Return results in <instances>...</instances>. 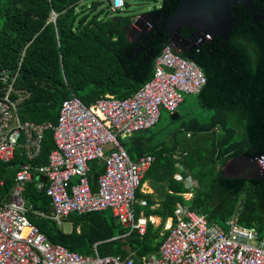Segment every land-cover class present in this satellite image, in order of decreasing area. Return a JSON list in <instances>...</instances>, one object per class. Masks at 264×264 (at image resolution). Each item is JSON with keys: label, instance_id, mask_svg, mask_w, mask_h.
<instances>
[{"label": "trees", "instance_id": "obj_1", "mask_svg": "<svg viewBox=\"0 0 264 264\" xmlns=\"http://www.w3.org/2000/svg\"><path fill=\"white\" fill-rule=\"evenodd\" d=\"M78 1L0 0V71L4 68L19 71L15 87L32 92L24 102V110L39 120L47 119L46 113H59L63 101L70 97V90L90 105L107 91L119 94L125 81L139 84L146 78V65L151 63L153 55L170 40L166 30L151 29L146 40L129 42L126 37L129 28L124 29L120 22L112 23L110 18L104 19L105 16L100 18L98 14H90L84 5L76 11ZM179 2L164 0L161 9L170 14ZM52 10L58 14L55 26L47 23ZM233 17L236 21L225 37L217 36L182 54L203 69L207 81L198 96L201 106L212 111V117L204 126L192 121L185 124L186 129L194 134L202 130L208 132L195 138L193 150H187L183 159L200 186L191 199L183 198L180 194L185 191L183 183L172 180L176 168L172 158L174 147L155 150L150 145L156 160L146 172L141 186L148 181L163 198L165 209H173L176 202L182 201L205 213L209 223L218 224H224L234 212L240 194L244 193L240 222L256 227L262 236L264 178L229 177L224 174L223 166L236 155L264 152V0H254L251 6L239 5ZM194 30L184 27L182 34L188 37ZM79 69L88 80L84 85L89 91L73 82ZM52 120L57 124V117ZM217 128L224 131L219 149L215 146L220 139ZM171 134L176 136L178 132L173 130ZM129 139L132 143L126 141L122 144L132 159L137 158L142 138L134 135ZM46 140L51 141L49 134ZM51 147L52 150L56 147L54 140ZM43 161L44 155L37 163ZM6 165L0 160V175L6 177L5 188L10 189L15 175L11 176ZM104 169L98 161L91 162L89 180L93 188ZM37 178H40L38 173L25 185L24 199L30 207L27 215L53 243L88 255L93 243L101 240L98 245L101 256L120 253L126 257L134 252L138 264L143 255L157 250L168 234H161L163 223L156 228L148 223L143 235L133 230L125 238L105 241L116 233L128 231L115 221L110 209L72 214L75 222L88 220L92 226L85 233L65 234L50 216L37 215V211L50 215L52 209L51 197L36 187ZM140 187L136 196L147 200L148 206H138L137 217L141 209L150 212L148 208L154 202L153 194L142 192Z\"/></svg>", "mask_w": 264, "mask_h": 264}, {"label": "built area", "instance_id": "obj_2", "mask_svg": "<svg viewBox=\"0 0 264 264\" xmlns=\"http://www.w3.org/2000/svg\"><path fill=\"white\" fill-rule=\"evenodd\" d=\"M110 1L112 12L126 5L125 0ZM18 73L11 76L8 68L0 71V160L15 158L22 134L30 158L41 150L48 128L53 129L56 147L46 164L23 162L10 191L1 192L5 180L0 176V264H135L130 257L101 256L98 252L85 255L48 240L27 216L30 207L23 195L25 184L36 173L44 177L46 194L53 203L52 216L59 222L73 211L111 209L120 222L143 234L146 220H136V191L154 156L132 159L120 136L130 137L155 126L162 109L175 113L184 94L198 93L205 86L203 69L169 43L156 60L153 78L133 96L119 99L107 95L88 106L73 94L63 101L55 125L20 122L22 93L15 87ZM96 160L105 162V171L93 190L89 172ZM257 161L264 172V152ZM74 177L77 182H73ZM188 180L193 186L197 184ZM143 264H264V235L236 220L223 229L180 206L158 254H149Z\"/></svg>", "mask_w": 264, "mask_h": 264}, {"label": "crops", "instance_id": "obj_3", "mask_svg": "<svg viewBox=\"0 0 264 264\" xmlns=\"http://www.w3.org/2000/svg\"><path fill=\"white\" fill-rule=\"evenodd\" d=\"M97 1L98 2L93 1L89 6H87L86 4L83 3V0H79L78 3H76L75 9H76V11H79V9L81 7H83L82 5H84V6H86V9L88 10L89 13H90L89 9H92L94 7H96L97 10H101L103 12V15L105 16L104 19H109L110 18L111 19V20H109L110 22H112V23L120 22L124 29L126 27L129 28V31H128L127 36H126L129 42H137L139 39L146 40V35L150 32L151 29H155V30L161 29V31L162 30H166V32L170 35V40H169V42L167 44H169V43L172 44L173 43L175 48L181 54H183V52H185L187 49H194L197 46H199L200 44L206 42L207 40H211V39L213 40V38H211V39H206L203 42H199L198 43L197 41H193V40L183 36L182 34L180 36V33L178 34V32L171 30V28H169L168 21L164 20V17L167 16V15L172 14L176 8H174L170 14H167V11L165 9H161L163 7V5H164L163 4L164 0H162V4H161V6L159 8H153L149 12H145V13H143L141 15H137V16L136 15H132V14H119V15L113 16V14L107 12L105 10V8H103L104 7L103 5H105V6L108 5V4L110 5V2H111L110 0H97ZM143 1L146 2V1H149V0H143ZM126 5H127V3H126ZM164 12H165V14H163ZM117 13H118V11H117ZM57 16H58V14L56 13V11L52 10L50 22L48 21L47 23H52L55 26V22H56V17ZM161 24L163 26H161ZM167 44H165L163 46V48H160L159 52L157 54L155 53L153 55V60L151 61V63L146 65V70L145 71H146L147 75H146V78L143 81H141L137 85H134L133 82L125 81V86H124V88H122V90L120 91L119 94H117L115 92L112 93V92L107 91L104 94V96L111 95V96H114V97L119 98V99H125V98H129V97L133 96L144 84H146L147 82H149L153 78L154 73H155L156 60H157L158 56L163 52V49H164V47ZM194 45H195V47H194ZM24 53H25V50L22 52V55H21V57L19 59V67L21 66V63L23 61ZM9 70H12V71L9 72ZM14 72H16L14 69L8 68V73L11 76L14 74ZM63 78L65 80L64 82H66L67 81V76H66V74L64 72H63ZM82 78H84V79H82ZM16 80H17V77H16L15 81ZM73 82L80 83V85L84 86V90L85 91H89V88L84 85V83H87L88 80H87V78L85 80V76L83 74V71H81L80 69L74 74ZM19 89H20V91L22 93V100L18 104V118H19L20 122H22V123L35 122V123H45V124H49L50 123V124H53V125L56 124L52 120V117H55V118L57 117V119H58V117H59L58 114L60 112L57 113V114L56 113H52V112L51 113H46L45 116L48 117V118L45 119V120H39V118H34L29 113H27L26 110H24V106L23 105H24V102L27 100V98H29L31 96L32 92H31V90H29L27 88H19ZM70 91H71L70 92V97L73 94L76 95L72 90H70ZM191 94H196V104H197V106H196L195 109H197L198 112L194 111V109H190V111H188L186 114H182V113L179 112V110H177L175 113H171L168 110H166V111H168L171 114L170 123L171 124L172 123L175 124L176 122L179 121L177 123V125H175L173 127L170 126L167 129L166 133H164V134H162L160 136H155L154 134H152L151 136L148 135V131L153 129L154 126L149 128V129H146V130H143V131H140V132H137V133L134 134L135 136L142 138V144H141V149H140L141 152L138 153V155H140V156H138L137 158H133V159H139L140 157H143V156H146V155H152V156H154V162H155L156 156H155L154 152L150 151V150H152V148L150 146L154 147L155 150H158V149L161 150V149L166 148L168 146L174 147L175 150H174V152L172 154V158H174L175 167L176 168H175V173L172 176V180L173 181H177L178 183H183V185L185 187V191L180 193V194L186 200H189V199H191L193 197L195 189H197L200 186V184H199L198 179H196L193 176V174L190 172L188 164L183 159H184V156L187 154V150L189 152H191L193 150V147L195 145V138H198L199 136H202V135H204V134H206L208 132L206 130H202L198 134H194L191 130H187L186 129L185 124L187 122L192 121V122H194L196 124H199V125L201 124V125L204 126V124L208 123V121L212 117V111L210 109H206L203 106H201L200 98L198 96L199 92L198 93H191ZM76 96H78V95H76ZM93 103H91V104H93ZM162 110H161V116H162ZM182 118H183V120H181ZM160 119H161V117H160ZM173 130H176V132H178V134L176 136L171 134V131H173ZM52 131H53L52 128H48V129L45 130L44 136H43V140H42L41 150L33 158H30L29 152H28L26 146L23 145V143L25 142V137L26 136H25V134H22L21 139H20L22 144L19 145L16 148V150H15V158L12 161H10V162L1 160L3 163H5V165L7 164L6 166L8 168V171L11 172V176H13V177H14V175L16 176V171H17V169L20 167V165L23 162H30L32 164H38L37 162L40 161V158L42 157V155H44V161L41 162L38 165H42V164L48 163L49 155H50V153L52 151V149H51L52 147L51 146H53V140H54V132H52ZM216 131H217L218 139L224 135V131L222 129H220V128L218 129L217 128ZM242 131H243V129L240 130V132H242ZM48 134H49V139H51V141L48 140V142H46L47 141L46 137H48ZM133 136L126 137L124 139H125V141H130L129 138H131ZM221 140L222 139L220 138L219 141L216 143V145H215L216 149H219V142ZM121 142L123 143L122 140H121ZM130 142L132 143V140ZM202 142L206 143L204 141H202ZM46 143H47V145H46ZM49 149H51L49 151L50 153L47 152V150H49ZM245 155L246 156H250L252 158H248L247 159ZM258 155H248V154L243 153V154H239V155H236L234 157H231L229 160L226 161V163L223 166L224 174L226 176H228V175H230L232 173L233 174L236 173V174H242V175L241 176H229V177H246L245 176L246 173H249V172L254 173V171H255V162H256L255 157L258 156ZM236 159H238V162L237 163L233 162ZM96 161L101 163L104 166V168H105V162L103 160H96ZM256 163H258V161ZM257 165H259V164H257ZM90 166H91V164H90ZM232 167H235V168H232ZM259 167H260V170H259L258 175L261 174L260 171L263 172V170H262L260 165H259ZM237 168H238V170H237ZM1 177L4 178V180H5V186L2 188L1 192L10 191L13 188V186L15 185V181H14V184L10 187V189H6L5 187H6V180L7 179L4 176H1ZM246 178H252V179H256L257 180V179L264 178V176L259 177V178H254V177H246ZM188 179L195 180L197 182V184H194V186L191 185L189 182H192V181H189ZM98 180H99V178H98ZM77 181H78V178L74 177L73 178V182H77ZM39 183H44V186L43 187L39 186ZM90 184H91V187H92L93 190L97 189L98 181H97V185H96L95 188H93L91 181H90ZM45 185H46L45 184V180L42 178V176H40V178H37L36 187L38 188V190H44L45 191ZM140 189L144 193H152L153 194V199H154V202L148 208L150 210V212H147V209L146 210L141 209L140 214L137 217L136 216V208L138 206H140V205L147 207L148 206V202H147V200H144L142 198H137V196H136L135 217H136V220H139V219H145L146 220V229L148 228V223H152L154 228L159 227L163 223V226L161 227V234H163L164 232H168V234H169L170 227L172 225H174V223L176 222L177 212H178L179 207L180 206H187L188 208L192 209L189 205L185 204L182 201L176 202L175 203L176 205H175V207L173 209H165L164 208V204H163V198L159 197L158 193L155 192L154 188L150 186L148 181H145L142 184V186L140 187ZM24 191H25V189H24ZM45 193H46V191H45ZM23 195H24V192H23ZM243 196H244V193L240 194V198L238 199V202H237V205H236V208H235L234 212L226 219L224 224H218V223H213V224H217V225L221 226L223 229H228L229 226H230V223L234 222L236 220L237 222H239L241 225H243L245 227L256 228L254 226H247L243 222H240V218H241L242 212L244 210V202H245L244 199H243ZM106 210H108V209H106ZM192 210H194V209H192ZM50 211H51L50 215H46L45 212H43V211H37L36 213L39 216H43V217H49L50 216L49 218L54 219L53 216H52L53 215V203H52V209H50ZM99 211H104V210H99ZM99 211H91V212H99ZM194 211L198 212L201 215H204L207 218V215L205 213H201V212H199L196 209ZM89 213L90 212L79 213L77 211H73L68 216L64 217L61 220V222H59L58 220H55V219L54 220L56 221L58 226L61 227V230L65 234H72L74 232H76V233H85V232H87L88 228L90 226H92V222H89L88 220H79L78 222H75V220H73L71 218L72 217L71 215L72 214L81 215V214H89ZM112 214H113V216L115 218V221L117 223H119L120 225H122L123 227L127 228L128 231L125 232V233L124 232L123 233H116L115 236H112V237L106 239L105 241L115 240L116 238H125L133 230L137 231L141 235H143L145 233L144 232L142 234V233H140V231L138 229H136V228L132 229L130 226H127V225L123 224L122 222L119 221L118 218H116V216L114 215L113 211H112ZM146 229H145V231H146ZM100 243H102L101 240H97L96 242H94L92 247H91V253L88 254V255L94 256L96 254V252H98V254H99L98 245ZM56 244H59V243H56ZM60 245H63V244H60ZM63 246L66 247V245H63ZM77 251L80 252L79 250H77ZM158 252H159V248L157 250L149 251L148 253H146L145 255H143L141 257V259L138 262V264H143L144 259L149 254H158ZM114 255L115 256L116 255H120L121 257H123V255L120 254V253L119 254H109V255H105V256H114ZM135 256L136 255H135L134 252H130L129 255H127L126 257H123V258H128V257L133 258L134 261H135V264H136V257Z\"/></svg>", "mask_w": 264, "mask_h": 264}, {"label": "water", "instance_id": "obj_4", "mask_svg": "<svg viewBox=\"0 0 264 264\" xmlns=\"http://www.w3.org/2000/svg\"><path fill=\"white\" fill-rule=\"evenodd\" d=\"M253 1L254 0H180L174 12L165 16L164 20H167L169 28L178 32V34L180 33V36L184 27L195 28L187 38L199 43L209 37L213 39L217 36L225 37V34L230 32L233 23L236 21V18L233 17V12L237 6H251ZM163 14H165V12ZM11 71L12 70H9V72ZM246 158L252 157L246 156ZM255 159L257 162V156ZM233 162L237 163L238 159ZM256 162L254 173H246V177L259 178L264 176V172L262 171H260L262 175H258L260 167ZM241 175L242 174H230L228 176Z\"/></svg>", "mask_w": 264, "mask_h": 264}, {"label": "rangeland", "instance_id": "obj_5", "mask_svg": "<svg viewBox=\"0 0 264 264\" xmlns=\"http://www.w3.org/2000/svg\"><path fill=\"white\" fill-rule=\"evenodd\" d=\"M91 1L90 0H83V3L86 4L87 6H89L93 1H97V0H93L92 2ZM125 1H126L127 5H125L121 10H118V13L112 12L109 4L106 6L103 5L104 6L103 8H105V10L107 12L113 14V16L119 15V14H132V15L137 16V15H141L145 12H149L153 8H159L162 4V0H149L146 2L143 0H125ZM89 10H90V14H98L100 16V18L104 17L103 12L101 10H97L96 7L89 9ZM196 106H197L196 94H191V93L190 94H184V101L179 105V108L177 110H179V112L182 114H186L188 111H190V109H194V111L198 112V110L195 109ZM170 118H171V114L168 111H166L165 109H163L160 121L158 122V124L156 126L153 127V129L148 131V135L151 136L152 134H154L155 136H160V135L166 133L167 129L170 126L173 127V126L177 125V123L179 121L176 122L175 124H173V123L171 124ZM181 120H183V118ZM120 140H122L124 144L126 143L124 138L121 137ZM234 174H236V173H234Z\"/></svg>", "mask_w": 264, "mask_h": 264}]
</instances>
